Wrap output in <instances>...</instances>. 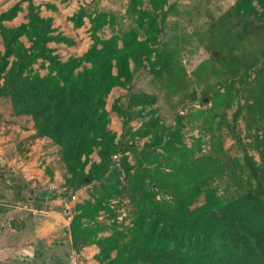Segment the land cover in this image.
Instances as JSON below:
<instances>
[{
	"label": "trees",
	"instance_id": "16d2710c",
	"mask_svg": "<svg viewBox=\"0 0 264 264\" xmlns=\"http://www.w3.org/2000/svg\"><path fill=\"white\" fill-rule=\"evenodd\" d=\"M22 1H28V21L15 28L5 27L2 23L12 20L22 10ZM149 4L136 9L137 22L146 34L144 40L139 39L135 30L102 39L99 31L114 24L115 16L99 10L90 21L93 41L90 48L82 56L62 61L48 44H72V40L61 33L55 34L53 19L40 16V6L33 0L16 3L0 14L4 46V51H0V99H10L14 115L32 117L35 137L48 138L59 147L62 162L71 174L66 180L68 187L72 189L93 181L100 183L102 198L75 207L71 234L72 246L77 252L88 244H97L100 251L95 258L103 264H264V67L257 71L252 83H246L248 74L242 82L243 92L247 93L243 95L242 106L247 108L258 131L259 162L245 149L242 161L236 162L238 168L226 161L222 153V157L195 158L194 149L184 145L178 128L166 141L178 146V158L172 159L173 173L178 177L169 179L166 193L171 199L159 203L160 211L149 205L140 187L119 188L122 172L125 176L129 173L128 154L136 159L139 155L150 157L151 149L162 146L163 135L157 131L166 128L152 116L138 130L132 129L130 123L135 117L153 114L146 110L156 103L157 97L131 90L124 105L113 107L122 117L123 125L117 141L106 129V97L114 87L130 88L135 72L146 67L145 60L156 77L168 74L170 82L167 84L172 85L175 92L186 86L183 83L177 86L178 79L185 73L182 66L171 63V58L156 47L164 32L163 22L158 18L162 16L165 20L164 7L168 0H150ZM258 8L264 11V0H237L234 5L238 14L264 17L263 12L258 13ZM87 16V9L82 7L70 19L78 27ZM226 31L233 41L223 38L218 41L219 45L226 44L234 51L246 44L248 33L245 31L236 28L234 33L232 29ZM23 36L31 42L29 48L21 42ZM39 60L43 66L47 64L44 76L33 68ZM234 95L227 87L209 96L213 114L205 116L209 130L218 123L219 104L229 106ZM240 106L238 104L234 119L242 111ZM179 123L181 125V120ZM149 134H152L151 141L138 149L135 138ZM94 151L101 162L93 163L91 168L102 170L100 175L94 171L86 173L82 160L84 157L89 161ZM113 156H119L118 164H112ZM226 172L229 180L225 193L220 195L218 187L212 183ZM232 186L233 191H229ZM124 190L135 204L131 237L124 241V233L117 232L90 239L93 228L83 221H93L100 211L109 210L108 200L124 194ZM201 197L203 201L196 205Z\"/></svg>",
	"mask_w": 264,
	"mask_h": 264
},
{
	"label": "rangeland",
	"instance_id": "374dc122",
	"mask_svg": "<svg viewBox=\"0 0 264 264\" xmlns=\"http://www.w3.org/2000/svg\"><path fill=\"white\" fill-rule=\"evenodd\" d=\"M11 2L12 0H0V12ZM27 2L22 1L24 9L22 4L21 7L24 11ZM236 2L237 0H168V5L164 7L165 20L163 21L162 16L158 18L159 22H163L164 32L159 37L156 47L171 58V63H179L185 70L181 80L178 79L177 84L178 86L183 83L186 85L185 88L175 92L172 85L167 84L170 82L168 74L165 72L161 78L156 77L151 70V66L145 60L146 67L135 72L130 88L114 87L106 97L105 109L108 111L106 129L110 134L115 135L117 141L122 135L123 125L122 117L113 109L114 105H124L131 90L153 94L157 97L156 103L146 110V112L151 110L153 114L149 113L141 118L135 117L130 126L133 130H138L152 116L156 117L159 124L166 128L165 131L160 129L157 131L163 135L162 146L151 149L149 152L150 157L139 155V159H136L133 154H128L129 173L125 176L122 172L119 186L121 189L135 185L140 187L149 205L157 211H160L158 205L162 203L163 199H171L169 194L166 193L170 187L169 179L178 177L177 174L173 173L172 165L173 160L178 158V146L166 143L170 139V134L178 128L184 145L194 149L195 158L217 155L222 157L224 155L226 161L237 167L238 163L236 162L240 159L242 161L245 149L257 162L260 161L256 148L258 131L248 115L247 108L242 106L245 102L244 96L247 95L243 92L245 86L242 82L245 81V76L248 74L249 78L246 83H252L257 71H261L264 67V17L259 18L256 14L236 13L234 10ZM149 3L150 0H50L48 2L43 1L37 6H40V12L42 8H45L52 15L47 18L53 19L56 34L58 32L65 37L67 36L64 31L57 27L61 21H64L63 12H75L83 7L87 9L88 16L86 20L91 21V17H94L99 10L115 16L114 24L107 25L99 31L102 39H109L119 33L135 30L139 34V39L144 40L146 34L137 22L136 9L145 8L150 5ZM258 9L260 10L258 13H264L263 10ZM157 12L160 13L159 10ZM70 18L67 17V20L70 21ZM19 21H11L7 25L2 24L5 27L15 28ZM235 28L248 33L247 42L244 46L242 45V48L231 51L226 44L219 45L218 41L223 38L233 41L230 32L226 30L232 29L231 33H234L233 29ZM71 36L73 37L68 36V38L73 43L76 42L71 48L59 49V51L57 48H51L62 61H66L70 57L82 56L84 53L82 54L81 51L86 48L89 49L93 43L90 28L87 25L78 30L75 29ZM21 42L26 48L31 46V42L26 36H23ZM2 45L1 40L0 51L3 52ZM154 58L152 57V59ZM253 63H255L254 67H252ZM42 64V61H38L33 68L34 71L44 76L47 74V64H44L45 66ZM227 87H230L232 92L235 93L234 98L229 106L223 102L219 104L216 110L219 114L218 123H214L209 130V125L205 121L206 115H213L210 113L212 102H210L209 96L218 91L222 92ZM241 88L242 90L238 91ZM238 104L242 106V111L237 119H234L233 115L238 109ZM15 118L17 116L14 115L11 101L8 98L0 99V124L7 126ZM179 120H181V125ZM151 137L152 134L145 138H135L137 148L142 149L146 142L151 141ZM53 153L57 165H60L62 171H64V178L60 186L58 188H45L43 185L28 186L24 194L25 201L17 203V197L12 191L15 190L13 188L14 183H8L5 179L0 178V201L2 200L6 204V206H0V209L15 211L14 208H23L27 204L30 205L29 208L33 209L57 210L59 212H70L72 215L76 213L75 207L77 204L86 201L94 202L102 198L98 181H93L90 184L80 183L81 185L72 189L68 187L66 180L71 177V174L62 162L60 150H55ZM82 160L85 163L86 173L94 171L91 168L93 163L101 162L97 151L90 155L89 161H86L84 157ZM118 160L119 156H113L112 164H118ZM0 169V177H10L11 169H9L8 164L0 165ZM94 172L100 175L99 173H102V170ZM237 173L239 172L237 171ZM228 180L229 173L226 172L218 176L212 183L213 186L218 187L220 195L225 193L224 190ZM46 186L49 187V185ZM233 188L232 186V190L229 189V191H233ZM47 190L55 194L47 192L48 194L45 196L39 195V193H44ZM29 191H32V193H29ZM57 198H59L58 202H55L54 200ZM61 198L65 200L60 204L59 200ZM108 201L110 204L109 210L100 211L93 221H83L93 228L94 232L89 238H97V236L103 238L111 236L113 233L123 232L125 235L124 241H127L131 237L133 228L135 204L126 190H124V194L114 196ZM202 201L203 197L199 199L196 205ZM66 237H68V234L64 231L58 232L55 236L49 234L48 238L53 240V243L47 244L45 240L41 245L53 248V245L56 244L54 248L57 247V251L52 252L53 256L55 254L60 257L62 255L67 256L68 264H103L95 258L100 251L97 244H95V247L98 252L94 256L87 257L81 254L82 249L74 254L69 240L65 241ZM43 246V250L47 249ZM57 256L55 255V257ZM112 256H115V252ZM29 264L35 263L29 262Z\"/></svg>",
	"mask_w": 264,
	"mask_h": 264
},
{
	"label": "crops",
	"instance_id": "0c3cea01",
	"mask_svg": "<svg viewBox=\"0 0 264 264\" xmlns=\"http://www.w3.org/2000/svg\"><path fill=\"white\" fill-rule=\"evenodd\" d=\"M20 1L21 0H12L10 5L5 7L0 14L6 12ZM43 1L48 2L50 0H33V3L38 5ZM23 6L24 4H22V7ZM27 7L28 2L25 11H19L15 18L6 20L3 23L7 25L8 22L20 20L18 24L15 25L16 27L22 23H26L28 21ZM79 10L80 9L75 12H63L64 21H61L60 24L57 25V27H60L61 31H64L67 38L68 36L73 37L71 36L73 31L82 28L84 25L91 28V22L90 20H86V17L83 19L84 23L78 27L75 26L74 21L67 20V17H72ZM40 16L47 18L52 15L49 14L45 8H42ZM1 40L2 38L0 37V41ZM21 40H23V37ZM74 43L50 42L48 47L57 48L58 51L59 49L66 50L71 48ZM87 50L88 48L82 50L81 53L83 54ZM24 122H26V124H24ZM35 133L36 131L31 116H17V118L13 119V122L7 126L0 124V165L4 163L8 164L9 169H11L9 178H0L5 179L8 183H14L13 187L15 186L17 192H15V190L12 191L15 197H17V203L25 201L24 194L28 186L43 185L45 188H58L64 178V171H62L60 165H57L55 161L56 157L53 153L55 150H59V147L48 138L35 137ZM46 185H49V187ZM30 192L32 193V191H29V193ZM47 192L53 193L47 190L44 193H39V195L45 196L48 194ZM58 199L59 198L54 201L58 202ZM64 200L65 199L61 198L59 200L60 204ZM0 206H6L4 201H0ZM29 207L30 205L26 204L23 208H14L15 211L3 208L0 209V264H29V262H34L35 264H68L67 256L62 255L60 257L57 256V254H55L57 257H55V255L53 256L52 252L57 251V247L54 248L56 244L53 245V248H48L49 246L44 247L41 244L45 240L47 244H52L53 240L48 238L49 234L55 236L58 232L61 233L64 231V233L68 234L65 241L69 240L72 246L71 221L74 214L71 215L70 212H59L57 210L46 211ZM13 220L19 222L17 228L11 226ZM42 246L47 249L43 250ZM82 250L81 254L87 257L94 256L98 252L95 244L86 246L82 248ZM73 252L74 254L77 253L74 248Z\"/></svg>",
	"mask_w": 264,
	"mask_h": 264
},
{
	"label": "water",
	"instance_id": "95a60500",
	"mask_svg": "<svg viewBox=\"0 0 264 264\" xmlns=\"http://www.w3.org/2000/svg\"><path fill=\"white\" fill-rule=\"evenodd\" d=\"M18 221L17 220H13L12 222H11V226L13 227V228H17L18 227Z\"/></svg>",
	"mask_w": 264,
	"mask_h": 264
}]
</instances>
